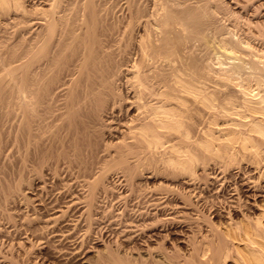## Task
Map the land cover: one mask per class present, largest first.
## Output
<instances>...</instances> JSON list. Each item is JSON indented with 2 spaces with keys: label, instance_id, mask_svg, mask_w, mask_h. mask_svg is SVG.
Here are the masks:
<instances>
[{
  "label": "rangeland",
  "instance_id": "rangeland-1",
  "mask_svg": "<svg viewBox=\"0 0 264 264\" xmlns=\"http://www.w3.org/2000/svg\"><path fill=\"white\" fill-rule=\"evenodd\" d=\"M39 1H41V0H22V7L18 8V11H17L16 7L11 6V5H10L11 7L7 6L6 8H4L5 10L0 9V10H2V11H0V78H2V80L0 79V96H3L4 94H2V93H5L4 96L7 97V98H5V97L1 98L0 97L1 98L0 99V107H1L0 112L2 114L8 115V113H10L8 110H10L9 106L12 102H9V101H12V99H13V94L11 91L12 85H13L12 75H11L12 74V67L15 65L20 66L21 68L19 71H23L24 69L27 68L26 63L29 59V54H30L28 52L30 50V49H28V48H30V46H29L30 41L29 40H30V38H33L34 41L38 40L40 38V36L43 34V31L46 32V31L51 30V29L46 30V27H47L46 23H44V25H42L43 24L42 22H44V21H42V19H41V16H43V15H41V13L44 11V9L46 10L47 8H50L49 6L52 7V5H53V7H55V10H57V11L65 9L64 11L59 12V13H61L59 15V16H61L59 19L60 21L56 20L57 22L55 23V28H54L55 30L54 31H56V29H58L62 23L65 24L66 22L67 23H71V22L74 23L75 28H76L75 32L78 34H81L84 31V29H86V26L88 27V29H91V30H93L94 27H95L94 28L95 30H99V29H101V27H107L108 26L109 27L108 29L110 31H107L109 35L108 36L105 35V38H107L108 40L110 39V41L113 40L112 46H113V48L115 47V49L118 48V44L120 42L122 44H119V46H120L119 48H121L122 46H127V47H125L126 48L125 50H124V47L122 49L126 53L129 52V54H131L130 56L132 58H135L136 56H138L137 55V53H138L137 52L138 41L140 39V34L144 28L143 23L147 24V23H150V21L153 22V19L155 20L154 17H156V16L158 17V19L156 18L155 23L153 22V23H151V25L148 24V26L150 25L149 27L146 25L148 29L150 27H153V28H150V30L151 29L153 30L152 32L148 31L149 36L150 37H156V36H158L159 28H158V31H155V30H157L158 26H161L160 21L163 18V17H159L162 15V14H160L161 12L162 13L166 12L171 7H172L171 9H174V8L176 9L177 7L180 9L181 6L183 7L184 3L189 4V5H194V4H197L198 6L201 5L200 7H203V8L198 9L199 11L201 9L202 10L200 11V14H201L200 18H199V20H197L198 23L195 26L196 29L194 27L191 28V26L184 25L183 23H181L180 21H177V20L172 21L173 24L171 23V25H172L171 29L182 30V33L184 32L183 35H185V36L183 37L184 38L183 39L184 40L183 45L184 44L185 45L184 46L182 45L183 46L182 47L183 48L182 53L185 54V59L187 58L186 62L189 60L187 62V66L189 67V71L187 70V77L189 76L188 78H189V80H191L190 84L195 85L199 92L202 91L201 93L212 96V98L214 97L213 99H215L214 103H216V107L214 106V108H209V107L207 108L204 105V103L200 101V99L198 97L194 96L191 93L189 95V97L187 98V101L185 104V107L188 106L187 112L185 114L187 115L186 116L187 123L190 124V137L187 138L186 140L183 137V140H181V142H180L179 138H177V137L175 138V136L177 135V134H175V136L173 135V139L170 142V144L176 145L175 147L179 148L178 152L172 151V153H171V155L174 156L176 159H178V158L183 159L184 155H185V158H187L188 156H193L196 158L195 159L196 163H194V166H193L194 171H192V172L181 170V168H178V167H176L174 169L175 166L171 167V166L166 165V164L164 165V163H162L160 160L157 161L158 158L164 156L163 155V152H164L163 149L154 150L153 148L145 147L146 146V144H145L144 145L145 150L143 149L144 148L143 146H142L143 148L140 147V149H139V147H137L135 149V151L133 150L135 154L133 152H127L126 151L129 143L134 141L133 138L131 137L133 135V133L130 132L129 130L133 126V123L137 124V121H135L136 123L132 121V119H131L132 116L130 114L132 113V111H134L133 113H135V111H136V113H138L139 110H132V109L131 110L130 109L125 110L124 108H122V106L124 104H126L125 101H123L122 105H120V103L118 104L119 106L117 104H115L113 108L107 107L106 110L102 111V118H101L100 122L96 123V125H95V129H96L95 130V134H96L95 138L97 139L96 140L97 144L94 140L95 134L92 131L91 136L94 139L92 140L91 136L88 138H91L90 142H91V145H93L94 147H92L91 145H88V144L83 146V148H82L83 154L82 155H83V160L85 161V162L83 161V164H85L86 161H88L87 162L88 163V165H87L88 169L87 170L90 171V172L88 171L87 174L86 173L83 174V172L81 170H79V168L77 169V167H74V166L73 167H67V164H65V165L58 167V169H60V170H58V169L56 170V172H58L59 174L54 173V171H55V170H53L54 167H51L49 172L47 171L48 173L45 171H41L45 175H43L40 172L41 167L36 166L35 168L36 169L39 168V172L41 174V176H39V174H38L39 172L36 173V171H37L36 169H34L33 167H30V165L27 166V164L18 160L16 158V156L12 157V155H17V153L13 154L16 152V150H13V149H16V148L9 147V153H7V151H5V152L9 156H11V158L14 160H11V158L9 156H8V159L6 158L7 156L5 157L6 159L4 160V164L7 165L5 162L9 161L10 164H9V166L8 165L7 166L9 168L11 167L9 170L7 167L6 171L8 173H5V174H7L6 177L8 179H10L9 175H10V177H14L15 175L18 176L21 174V177L25 181V183L22 181V184H24L23 185L24 189L22 191L23 194L20 193L19 194L20 197L19 196L16 197L15 198L16 200L13 199L11 201H7L8 203H5L7 206H5V205L4 206L9 209L8 212L13 211L12 212L13 216H16L17 218L14 217L13 219H10V218L9 219L13 220V221L16 219L14 222H16L17 225L20 226L21 228L26 227L27 224L29 225L30 219L32 220L30 222V224H32L33 221L35 220L34 217H36V218L41 217L43 214H45L44 212H42L38 208L37 204H39V203L47 204L48 202H50V200L56 201L55 198H57L56 203H58L59 205H62L61 203L63 201H66L69 198L68 195L70 194L71 189L74 191L78 190L79 192H81V194H85L84 192L88 191V186L85 187L86 185L84 184L85 181H83V179L84 180H90V181L98 180L99 182H101V183H99L100 188H98L96 190L95 195H94V203H95L94 206L95 207L93 206L94 215L92 216V218L90 220L91 222L79 223V225L83 224L84 226L81 227L78 225L79 229L80 228H82V229L78 230V232H77V234H79L78 237L76 236L77 235L76 234V235H74L75 237L73 238L76 242H78V244L80 246L79 253H77L76 255L75 254H73V255L68 254L69 250L72 246L70 241L64 240V239L57 240L55 237H53L51 235H48L49 237L46 235V240L48 241L47 244L49 245L48 250L37 248L38 245L33 246L30 249V256L34 259V261L36 263L41 262L42 264H116V262H117V264H222L223 260L225 258V254H227L229 256V257L227 256V258H226V260H228V261H231L230 259L234 258L233 256L235 255V248L232 247L233 241L230 238H228L223 233L222 229H220V228H224L226 226V224H232V225H234V223L236 224V221L238 222L240 220L239 219L240 217L241 218L242 217L247 218L248 220L251 221V223L254 226H257V228L255 227L256 228L255 230L257 231L256 238L259 240V242L261 244L264 243V226H262L261 224L258 223L259 219H261V218L264 219V217H262V216H264V215H262V213H264V212H262V210H264V140H261V138H257L255 136L252 139V143L254 145L253 147H251V146H250V148L249 147H247V148L241 147V150H240V147H238V144L235 146L229 147L231 152L228 151L230 153H228L226 155L227 157L226 156H220L219 157L218 155H215V154L213 155L211 153L204 151L201 147H197V145L199 143V138H201L204 135L203 134L204 130L206 131V129L212 128L215 131V133L218 135L220 128H222V127L224 128L225 126L229 127L231 125L232 126L236 125L235 123L238 122L239 116L235 113L236 109H233L234 108L233 105L238 106V102L241 99L240 95L242 97L243 88H245L244 90L249 91L250 93H256L257 91H262L260 88L264 89V84L260 85V88L257 87V85H259L260 83H264V65L260 64V66H257V68L262 72V75H260L261 76L260 79H262V81L256 80V79H258V77L250 78L246 74H243V75H245V77L248 80H246L245 78L243 79V76L240 78L239 75H237V76L235 75L237 77L236 78L234 75H230L226 71V67L230 66L231 60L224 59V57H221L223 55H221L219 52L220 47L222 45H224L225 42H226V45L229 47V45H231V44H229L228 41L230 43H233V41L238 42V39H240V40L242 39L243 41L248 40L246 42L252 44L255 47V49H258L257 51L261 52V50H262V52H264V39H262V38H264V30H260V28L264 29V25H262V24H264V10L259 8L257 11L254 8V7H256V6H254L255 3L258 4L259 0H251V1L250 0H238V1L237 0H219V1L218 0H207L206 1L207 3L205 2V0H201V1H203V3L201 1L196 3L195 0H189V1L188 0H180L181 2L179 0L178 1L177 0H171V1L168 0V2H171V3H168L167 0H161L162 3L160 0H158V1L157 0H148V1L147 0H140V1L139 0H136V1L135 0H129V1L128 0H62V1L61 0H48V1L42 0L41 2H39ZM50 1H52V2H50ZM68 1L71 3H69ZM73 1L74 2L76 1V2L74 3ZM213 1H215V3ZM143 2H144V5H143ZM178 2L181 5L178 4ZM245 2H247V3H245ZM248 2H250V3H248ZM199 3H200V5H199ZM237 3H239V4H237ZM218 4H220V5H218ZM221 4H222V6H221ZM133 5L134 6L136 5L135 6L136 10H133L134 12L131 11L132 8L134 7ZM245 5H247V6H245ZM145 6L148 8H145ZM150 6H152V7H150ZM8 8L10 9V11ZM141 8H142V11L137 10V9H141ZM150 8L152 9V12H151L152 15H151V13H149L151 11ZM70 9H72V10H70ZM122 9H123V11H122ZM205 9L207 10V12ZM129 10L131 11V13H134V14H135V11H138L139 16L136 20L130 18L129 15H132V14L130 13ZM254 10L257 11V13H255ZM157 11L160 13H158V15H155V13L157 14ZM142 13H143V15H141ZM164 14L165 13H163V15ZM125 15H126V17H124ZM145 17L149 18L148 19L149 22H147L148 20ZM15 18H18V19H15ZM11 19H12V21H11ZM86 19H88V21ZM138 19H140V21ZM143 19H145L146 21L145 20L142 21ZM25 20H26V22H25ZM31 20H32L33 24H31L32 23ZM134 20H135V22L138 20L139 24H138V21L133 24ZM255 20H257V21L259 20L261 23H259V21L258 22L255 21ZM86 21H87V23H86ZM36 22H37V24H35ZM141 22H143V23H141ZM255 24H257V25H255ZM27 26H28V28H27ZM31 26H33V27H31ZM80 26H83V27L80 28ZM133 26H134V28H133ZM200 26H202V27H200ZM42 27H43V29H42ZM31 28L33 31L31 30ZM161 28H162V26H161ZM256 28L258 30H260V32H258ZM29 29L31 30V32ZM191 29H192V31H191ZM91 30H89V31H91ZM251 30H253V31H251ZM254 30H255V32H254ZM154 33H157V35L155 34L156 35L155 36ZM248 34L249 35L251 34V35L249 36ZM256 36H258V37H256ZM243 37H245V38H243ZM82 38L83 37H79L78 40L82 39ZM249 38H250V40H249ZM251 38H253V39H251ZM227 39H228V41H227ZM28 41H29V44H28ZM116 41H120V42L117 43ZM127 41H128V43H127ZM124 44H126V45H124ZM52 46H53V43L50 42V46H48V48L52 47ZM48 48H47V50H48ZM70 49L71 48L66 49L67 52H68V50L70 51ZM147 62H148V66L149 65H156L157 66V64H154V63H157V61L155 62L153 59L149 58L147 60ZM223 62L225 63L224 64L225 66L223 65ZM158 63H159V61H158ZM166 63H168V62L164 61L163 64H162V62H160L161 66H165ZM160 64H158V65H160ZM175 64L177 65V62H175ZM21 65H23V66H21ZM227 76L230 78L227 79L228 78ZM231 77H233V78H231ZM241 79L243 80V82ZM254 79H255V82H254ZM255 83H257V85H255ZM69 84H71V83H69ZM69 84H67V86H64V85H66V84H64L63 85L64 88L62 86L59 89L57 88L56 93L54 94L55 98H56L55 106L58 104H61V102L64 101V98L68 94V92H66V91L71 88V86ZM244 85H246V86H244ZM237 86H238V88H237ZM120 87L122 89L124 88L122 83H121ZM255 88H257V89H255ZM65 92H66V94H65ZM8 94H12L10 96L11 100H10V97L8 96ZM227 94H229V96H230L229 97L230 98V100H229L230 104H228L224 100L226 98L225 96H227ZM178 100H181V99L179 98V99H175L172 101L173 102L176 101V103H177ZM190 100H192V101H190ZM6 101H8V103ZM198 102H200L202 104H200ZM224 102L227 104H225ZM5 103H7V104H5ZM53 103H54V100H53ZM178 103H179V101H178ZM188 103H190V104H188ZM1 104L5 105V106L3 107V105H1ZM117 107H119V108L121 107L122 109H119ZM3 109H5V111H3ZM224 109H225V111H227V113L225 111H222ZM230 111H232V112H230ZM230 113H231V115H230ZM141 114L142 115H140V117L142 118V116H144V114L143 113H141ZM235 116H237V117H235ZM112 117H114V119H112ZM116 119H118V120H116ZM129 119L131 120L130 122H129ZM233 120H236V121H233ZM128 122L130 123L129 125L127 124ZM131 122H133V123H131ZM119 123H120V125H119ZM208 123H209V126H208ZM121 124H124V125L127 124V125L122 126ZM117 125H119V126H117ZM128 126H129V128H128ZM123 127H125V128H123ZM236 127L239 129L241 127V129H244L242 127V125H236ZM113 128H114V130H113ZM125 135H127V136L129 135L128 136L129 140L127 139L128 137H126ZM85 138H87V137H85ZM88 138L86 139L87 141L89 140ZM120 139L124 143L119 144V142L120 143L122 142V141H120ZM125 139H127L129 141V143L127 140H126L127 142H125ZM174 139H178V140H175L178 143H176L174 141ZM255 139H257V140H255ZM93 141L95 142V144ZM92 142H93V144H92ZM181 143L183 145H181ZM257 143L259 145H257ZM122 145L123 146L125 145L124 146L125 148ZM87 146H89V147H87ZM117 146H120V147H117ZM95 147H96V150H95ZM194 147L198 148L199 150L195 149ZM84 148H86V149H84ZM148 148H149V150H148ZM116 149H118V150H116ZM12 150L14 151L13 153H11ZM157 150H158V152L160 150V152L158 154H157ZM137 151H140V153ZM120 152H123L126 155V162L131 166L130 169L123 168V166L118 165L120 163H118L117 160H115L116 157L118 156L116 153H120ZM175 152H176V155H179V152H180V155L182 157L176 156ZM232 152H234L233 156H232ZM128 153H131V154L133 153V154L130 155ZM148 153H149V155H148ZM114 154H116V155H114ZM129 155H130V157L128 158ZM142 155L144 156L143 159H141L143 157ZM140 156H141V158L138 159ZM165 156H167V154H165ZM147 157H148V159H147ZM129 159H132V160H130V162H129ZM99 160H101V161H99ZM151 160H153V161H151ZM133 161H135L134 162L135 164H133ZM142 161H143V163H142ZM150 161H151V163H150ZM145 162H147V163H145ZM152 163H153V165H152ZM157 163H158V165H157ZM18 164H21V165H18ZM146 164H148V165L150 164V165L148 166ZM23 165H25V166L22 167ZM110 165H112V166H110ZM155 165H156V167H155ZM2 166H4V165H2ZM15 166H18V167L16 168ZM65 166L67 167V170H66ZM89 166H91V167H89ZM138 166H140V167H138ZM20 167H21V169H19ZM107 168H108V170H107ZM132 169H133V171H132ZM78 170L81 172H79ZM104 170H105V172H104ZM22 171H24V172H22ZM31 171H32V173H31ZM181 171H185V172L183 173ZM16 172H18V173H16ZM91 172H92V174L93 173L94 174L92 175ZM104 173H105V175H104ZM47 174H49L51 177L49 175L47 176ZM53 174L56 176H54ZM73 175H75V176H73ZM130 175H131V177H130ZM17 176H15V177H17ZM35 176H37V177H35ZM30 177H32V178H30ZM67 177L72 178V180L74 179L73 181L71 180L72 183L74 182L73 183L74 185L72 184V186H70L71 188L68 187L67 185H64L65 184L64 181H66L65 179ZM104 177L106 178V180ZM27 178H28V180H27ZM89 178H91V179H89ZM98 178L99 179L102 178V179L99 180ZM126 178H128V180ZM15 179L16 178H14V179L12 178L9 181L14 182ZM39 180H40V182H39ZM133 180H134V183H133ZM31 181H32V183H31ZM82 181H83V183H82ZM243 182L247 183L248 185H251L250 189H253V188L258 189L259 188L258 190L260 191V195L254 197L255 198L254 201L251 199H249V200H246V198L244 199V197L242 195V191L239 190L242 187ZM102 183H103V185L101 187ZM42 184H43V186H42ZM46 184H47V186H46ZM130 184H132V185H130ZM86 189H87V191H86ZM183 189H185V190L183 191ZM25 190H27V191H25ZM37 190H38V192H37ZM180 190H182V191H180ZM234 192H236L239 195H242L240 197V199L236 202L237 204L236 203L233 204L232 202H230V201H232L231 196L234 195L233 194ZM39 193H40V195H39ZM41 194H42V196H41ZM96 194H97V196H96ZM23 195H24V197H23ZM155 195H156V197H158L160 199V200H158L159 202L157 200H156L157 202L154 200ZM180 196L182 197V199ZM183 196H185V197H183ZM22 198H24V199H22ZM184 198H186L188 201ZM178 199L181 200L183 203H186L185 204L186 207L183 210L187 211L186 212L187 215L185 214V212H184V214H182L184 217L186 216L185 218L182 215H180L179 213H176L173 218L169 217L170 216L169 214L171 211H174V209L177 210V208L175 207V204H173V202L178 201ZM33 201L37 204H35ZM170 203H172V204L170 205ZM47 205H49V204H47ZM161 205H163L164 207H162ZM157 206L160 208H158ZM172 206L174 209H172ZM15 208H17V210ZM10 210H12V211H10ZM70 213H67L65 215V217L62 218V220L65 218L68 219L70 217ZM34 214H36V215L34 216ZM32 215H33V217H32ZM19 216H20V220H18ZM22 217H23V219H22ZM27 218L29 220H27ZM110 219H112V220H110ZM2 220H4L5 222L0 221V223H2V224H0V226H1L0 228H2L1 229L2 233L0 232V236H2L0 238V244L2 242V245H4L5 247L2 249L3 246L0 245V251H2L1 258L5 261H8L6 259H9V262H10V260H12V262H10V264H22V261L20 260L21 258L16 257L17 255L15 254V252H16L15 243L16 242L22 243L21 237L23 235V230L20 229L21 231H15L14 232L15 229H12V227H10V224L13 223V221L9 222L8 219H2ZM227 221H228V223H226ZM84 223H86V224H84ZM4 224L6 225V227L4 226ZM22 225L24 227H22ZM97 225H98V227H97ZM131 226H133V227H131ZM181 227H182L183 232H184V233L182 232V234L184 235V241H179L182 235L180 236L179 233L173 232L174 228L175 229L177 228L176 230H179V228L181 229ZM8 228H10V229H8ZM88 228H89V230H88ZM4 229H5V231L8 230L9 233L5 232L6 233V235H5V233L3 232ZM132 229H134V231H132ZM81 230H83L84 233L85 232L86 233L84 234L83 231H81ZM120 230H123V231L125 230L124 232L127 233V237H129V236H131V237L127 238L128 240L123 241L121 239L122 235L120 236V232H121V234L124 232H122ZM152 230L157 231L158 233L156 234V236L150 237L148 234L151 233ZM167 230H169L170 232ZM15 233H18V234H15ZM185 233H186V235H185ZM82 234H83V237H82ZM147 236H149V237H147ZM3 239H5V240H3ZM262 245H264V244H262ZM123 246H124V248H123ZM127 249L131 250V253H130V251H129V253H127L128 252ZM233 249H234V251H233ZM43 251L44 252L46 251L45 253L53 256V258H51L53 260V262L49 261V260L45 261V260L41 259V254ZM203 251H205V254ZM8 254L9 255L12 254L13 256H10L8 258ZM107 254H109L110 256L108 255L109 256L108 257ZM2 255H4V256H2ZM56 255H57V257H56ZM99 255H101V256H99Z\"/></svg>",
  "mask_w": 264,
  "mask_h": 264
},
{
  "label": "bare ground",
  "instance_id": "bare-ground-1",
  "mask_svg": "<svg viewBox=\"0 0 264 264\" xmlns=\"http://www.w3.org/2000/svg\"><path fill=\"white\" fill-rule=\"evenodd\" d=\"M41 1H39V2H41ZM200 1L201 0H195L196 3L200 2ZM206 1L207 0H205V2ZM50 2H52V1H50ZM167 2H168V0H167ZM201 2L203 3V1H201ZM213 2L215 3V1H213ZM69 3H71V2H69ZM161 3H162V1H161ZM168 3H171V2H168ZM239 3H237V4H239ZM245 3H247V2H245ZM248 3H250V2H248ZM178 4H180V3L178 2ZM10 5L16 7V9L18 11V8L22 7V0H0V7H1L0 9L5 10L4 8H6L7 6H10ZM143 5H144V2H143ZM199 5H200V3H199ZM218 5H220V4H218ZM135 6L132 8V10H131L132 12H134L133 10H136ZM152 6H150V7H152ZM200 6H198L197 4L189 5V4L184 3L183 7L181 6L180 9L178 7L176 9L174 7H173L174 9H171L172 8L171 7L166 12H163V13H165L164 15L162 12L161 13L158 12L159 11L158 10L157 14L155 13V15H158V13H160L163 16L161 15L159 17H163V18L160 21L161 22L160 25L162 26V28H161V26H158L157 30H155V31H158V28H159L158 36H156L157 33H154V35L156 34L155 35L156 37H150L149 36L148 31L152 32L153 30L152 29L150 30V28H153V27H150L148 29L147 26H148V24L151 25V23H153V22L155 23L156 18L158 19V17L157 16L154 17L155 20L153 19V22L150 21V23H147V22H149V20H148L149 18L145 17L148 21L146 22L147 24L141 22V23H143L144 28L140 34V39L138 41V48H137L138 53L136 52L138 56H136L135 58H132L130 56L131 54H129V52L126 53L124 51L126 49L125 47H127V46H122L121 48H119L120 47L119 44H122L120 41H116L117 43L120 42L118 44V48H116V49H115V47L113 48V46H112L113 40L110 41V39L108 40L107 38H105V35L106 36L109 35L107 32V31H110L108 29L109 28L108 26L107 27H101V29H99V30H95L94 29L95 27H94L93 30H91V29H88V27L85 25L86 29L83 28L84 31L81 34H78L75 32L76 28H75L74 23H72V22L67 23L66 22L65 24L60 23L61 24L60 27L58 29H56V31H54L55 30L54 29L55 23L57 22L56 20H59L61 17V16H59L61 14L59 12L64 11L65 9L57 11V10H55V7H53V5H52V7L49 6L50 8H47L46 10L44 9L43 12L41 11L42 13L40 12L41 15H43V16H41V19H42V21H44V22H42L43 23L42 25H44V23H46L47 24L46 30H48V29H51V30L46 31V32L43 31V34L40 36V38L38 40L34 41L33 38H30V40L28 39L30 41V45H29L30 48H28V49H30L28 51L30 54H29V59L26 63L27 68L24 69L23 71H19L21 68L20 66L15 65L12 67V74L11 75H12L13 85H12L11 91L13 94V99H12V101H9V102H12L9 106L10 110H8L10 113H8V115L7 114L5 115V114H2L0 112V217L2 219H8V221L10 222V221H13L10 219H13L14 217H16V216H13L12 210H10L12 212H8L9 209L5 207V206H7L5 203H8L7 201H11V200L15 199L16 197H18L19 194L22 193V191L24 189V187H23L24 184H22V181L25 183V181L21 177V174L18 176L14 174L17 177H15V176L10 177V175H9L10 179L16 178L14 180V182L9 181L10 179H8L6 177L7 174H5V173H8L6 171V169L10 163H9V161L5 162L8 165L7 166L4 164V160L6 158L8 159L9 155L7 153H9V147L16 148V149H13V150H16V152L13 153L14 151L12 150L11 153H13V154L17 153V155H12V157L16 156V158L18 160L27 164V166L30 165V167H33L34 169H36L35 168L36 166H40L41 167L40 172L41 171H45V172L48 171L49 172L51 167H54V169H53V170H55L54 173L59 174L58 172H56L58 167L67 164V167H73V166L77 167V169L79 168V170H81L83 172V174H85V173L87 174V172L89 171V170H87L88 169V166H87L88 161H86L87 164L86 163L83 164L84 160H83V155H82L83 154L82 148L86 144L91 145V142H90L91 138H88V137L91 136L92 131L95 134V130H96L95 125H96V123L100 122V120L102 118V111L106 110L107 107L113 108L115 104L118 105L120 103V105H122L123 101L126 102V104H124L122 106V108H124L125 110H127V109L128 110L129 109L130 110L131 109L132 110H139L138 113H136V111H135V113H133L134 111H132V113L130 114L132 116L131 117L132 121L133 122L137 121V124H134L133 122H131V123H133V126L129 130L130 132L133 133V135L130 133L132 135L131 137L133 138L134 141L135 140L136 141L135 142L132 141L131 143H129V141H128L129 135L128 136L125 135L126 137H128L127 138L128 140L125 139V142L128 141V143H129V145L126 149L127 152H133L134 153V151L137 147H139V149H140V147L143 148L144 145L146 144L145 147L153 148L154 150H156V149H160V150L163 149L164 150V152H163L164 156L157 159V161L160 160L162 163H164V165L166 164V165H169L171 167L175 166L174 169L176 167H178V168H181V170H185L188 172L194 171L193 166H194V163H196L195 162L196 158L193 156H188L187 158H185V155H184L183 159H181V158L176 159L174 156L171 155V153H172V151L178 152L179 148H176L175 147L176 145H172V144H170V142L172 141L173 135L175 136V134H177L175 136V138L176 137L179 138L180 142H181V140H183V137L185 140L190 137V124L187 123V119H186L187 115L185 114L187 112L188 106L185 107V104H186L187 98L189 97V95L191 93L194 96L198 97L200 99V101L203 102L207 108L208 107L214 108V106L216 107V103H214V100H215V99H213L214 97L212 98V96H209L207 94H203V93H201L202 91L199 92L195 85L190 84L191 80H189V78H188L189 76L187 77V70L189 71V67L187 66V62L189 60L186 62L187 58L185 59V54L182 53L183 52L182 47L185 45V44L183 45V41H184L183 37L185 35H183L184 32L182 33V30L171 29V27H172L171 23H172V21L177 20V21H180L181 23H183L184 25L191 26V28L192 27L195 28V26L198 23L197 20H199L200 15H201L200 11L202 10L201 9L199 11L198 9L203 8ZM221 6H222V4H221ZM245 6H247V5H245ZM254 6H256L254 8L257 11L259 8L264 10V0H262V1L259 0V3L258 4L255 3ZM145 8H148V7L145 6ZM72 9H70V10H72ZM2 10H0V11H2ZM137 10L142 11V8L137 9ZM9 11H10V9H9ZM122 11H123V9H122ZM131 11H130V13H131ZM138 11H135V14L131 13L132 15H129L130 18L136 20L139 16ZM257 11H255V13H257ZM151 12H152V9L149 13H151ZM206 12H207V10H206ZM141 15H143V13ZM151 15H152V13H151ZM124 17H126V15ZM15 19H18V18H15ZM86 20L88 21V19H86ZM135 20H134V22L132 21L133 24L136 23L138 20L140 21V19H138L136 22H135ZM144 20L145 19H143L142 21H144ZM11 21H12V19H11ZM87 21H86V23H87ZM139 21H138V24H139ZM255 21H257V20H255ZM25 22H26V20H25ZM31 22H32V20H31ZM259 23H261V22L259 21ZM31 24H33V22ZM35 24H37V22ZM255 25H257V24H255ZM262 25H264V24H262ZM31 27H33V26H31ZM82 27L83 26H80V28H82ZM200 27H202V26H200ZM27 28H28V26H27ZM133 28H134V26H133ZM42 29H43V27H42ZM31 30H32V28H31ZM31 30H30V32H31ZM89 30H91V31H89ZM260 30H264V29L260 28ZM260 30L257 29L258 32H260ZM191 31H192V29H191ZM251 31H253V30H251ZM254 32H255V30H254ZM79 37H83V38L78 40ZM256 37H258V36H256ZM243 38H245V37H243ZM251 39H253V38H251ZM262 39H264V38H262ZM239 40L240 39H238V42L233 41V43H230L227 39L228 43L231 45H229V47H228L226 45V42H225V44L220 47L219 52L221 55H223L221 57H224V59L231 60L230 66L226 67V71L230 75H234V76L239 75L240 78L243 76V79L245 78L246 80H248V79L243 74L248 75L250 78L258 77V79H256V80L262 81V79H260V77H261L260 75H262V72L257 68V66H260V64L264 65V52H262V50H261V52L257 51L258 49H255V47L252 44L246 42L248 40H246V41H243L242 39L240 41ZM249 40H250V38H249ZM29 41H28V44H29ZM50 42L53 43V46L48 48V46H50ZM127 43H128V41H127ZM124 45H126V44H124ZM123 47H124V50L122 49ZM47 48H48V50H47ZM68 48H71V49H70V51L68 50V52H67L66 49H68ZM149 58L153 59L155 62L157 61V63H154V64H157V66L156 65H149L148 66L149 61L147 62V60ZM158 61H159V63H158ZM164 61L168 62V63H166L165 66H161L160 62H162V64H163ZM175 62H177V65L175 64ZM158 64H160V65H158ZM224 64L225 63L223 62V65ZM21 66H23V65H21ZM229 78L230 77H228L227 79H229ZM231 78H233V77H231ZM0 79L2 80V78H0ZM242 82H243V80H242ZM254 82H255V79H254ZM69 83H71V84H69ZM121 83L123 84V87H124L123 89L120 87ZM64 84H66V85H64ZM67 84H69L71 86V88L66 91V92H68L67 96L64 98V101L61 102V104H58L55 106L56 98H55L54 94L56 93L57 88L59 89V88H61V86L63 87V85L67 86ZM262 84H264V83H260L259 85H257V83H255V85H257V87H259V88H260V85H262ZM244 86H246V85H244ZM237 88H238V86H237ZM244 89L245 88H243V91H242V97L240 95L241 99L238 102V106L233 105V107H234L233 109H236L235 113L239 116V118H238L239 120L235 124L236 125H242V127L244 129H241V127L239 129L236 127V125L232 126L230 124L231 126H229V127L225 126L224 128L223 127L220 128L219 134L217 135L212 128H208V129H206V131L205 130L203 131L204 135L201 138H199V143H198L197 147H201L204 151L211 153L213 155L214 154L218 155L220 157V156H226L228 153H230L231 151H230L229 147L235 146L237 144H238V147H240V150H241V147H243V148H247V147L250 148V146L253 147L254 145L252 143V139L255 136L257 138H261V140H264V89L260 88L262 91H257L256 93H250L249 91H246ZM255 89H257V88H255ZM66 92H65V94H66ZM2 94L5 95V93H2ZM12 94H8V96L10 97ZM4 95L0 96V97L3 98V97H5ZM227 96H225L226 98L224 100H225V102L230 104L229 94H227ZM5 98H7V97H5ZM179 98L181 99V100H178L179 103H178V101H177V103H176V101H174L175 103L172 101V100L179 99ZM10 100H11V97H10ZM53 100H54V103H53ZM190 101H192V100H190ZM6 102L8 103V101H6ZM7 103H5V104H7ZM198 103H200V102H198ZM227 103H225V104H227ZM188 104H190V103H188ZM200 104H202V103H200ZM1 105H3V104H1ZM4 106L5 105H3V107ZM117 108H119V107H117ZM122 108L120 107L119 109H122ZM3 111H5V109H3ZM222 111H225V109ZM225 112L227 113V111H225ZM230 112H232V111H230ZM141 113L144 114V116H142V118L140 117V115H142ZM230 115H231V113H230ZM235 117H237V116H235ZM112 119H114V117H112ZM116 120H118V119H116ZM130 121L131 120L129 119V122ZM233 121H236V120H233ZM129 122L127 123L128 125L130 124ZM127 124H125V125L121 124V125L126 126ZM119 125H120V123H119ZM119 125H117V126H119ZM208 126H209V123H208ZM123 128H125V127H123ZM128 128H129V126H128ZM113 130H114V128H113ZM85 137H87L89 140L87 141L86 140L87 138H85ZM95 137H96V134H95L94 138ZM94 138L92 137V140ZM94 140L97 144V141H96L97 139L95 138ZM175 140H178V139H174V141ZM255 140H257V139H255ZM120 141H122V140L120 139ZM93 142H92V144H93ZM95 142H94V144H95ZM122 143H124V142L123 141L121 143L119 142V144H122ZM176 143H178V142H176ZM181 145H183V144L181 143ZM257 145H259V144L257 143ZM91 146L94 147L93 145H91ZM87 147H89V146H87ZM117 147H120V146H117ZM145 147L143 148L144 150H145ZM86 148H84V149H86ZM149 148H148V150H149ZM195 149L199 150L198 148H195ZM95 150H96V147H95ZM116 150H118V149H116ZM160 150H159V152H160ZM5 151H7V153ZM140 151H137V152L140 153ZM228 151H230V152H228ZM159 152L157 150V154ZM176 152H175V155H176ZM180 152H179V155H176V156H181ZM116 154L118 156L116 157L115 160H117V162L120 163L118 165H122L123 168H125V169H130L131 166L126 162V155L123 152L116 153ZM116 154H114V155H116ZM128 154L132 155L131 153H128ZM165 154H167V156H165ZM233 154H234V152H232V156H233ZM130 155L128 156V158L130 157ZM148 155H149V153H148ZM9 157L11 158V156H9ZM140 158H141V156L138 159H140ZM143 158H144V156L141 159H143ZM132 159H129V162ZM147 159H148V157H147ZM11 160H14V159L11 158ZM153 160H151V161H153ZM99 161H101V160H99ZM135 161H133V164H135L134 163ZM151 161H150V163H151ZM142 163H143V161H142ZM145 163H147V162H145ZM2 165H4V166H2ZM18 165H21V164H18ZM146 165H148V164H146ZM152 165H153V163H152ZM157 165H158V163H157ZM24 166L25 165H23L22 167H24ZM110 166H112V165H110ZM15 167L17 168L18 166H15ZM67 167L65 166L66 170H67ZM89 167H91V166H89ZM138 167H140V166H138ZM155 167H156V165H155ZM10 168L8 167V170ZM19 169H21V167ZM133 169H132V171H133ZM36 170H37L36 173L39 172V168ZM58 170H60V169H58ZM107 170H108V168H107ZM81 171H79V172H81ZM185 171H181V172L184 173ZM18 172H16V173H18ZM22 172H24V171H22ZM40 172L38 173L39 176H41ZM104 172H105V170H104ZM31 173H32V171H31ZM49 174H47V176ZM91 174H92V172H91ZM43 175H45V174H43ZM104 175H105V173H104ZM54 176H56V175H54ZM73 176H75V175H73ZM35 177H37V176H35ZM130 177H131V175H130ZM30 178H32V177H30ZM89 179H91V178H89ZM101 179H99V180H101ZM126 179L128 180V178H126ZM27 180H28V178H27ZM65 180L66 181H64V183H65L64 185H67L68 187L72 186V184L74 183V182L73 183L71 182L72 178H70V177L69 178L67 177ZM105 180H106V178H105ZM83 181H85V183H84L86 185L85 187L88 186V191L86 189L87 192H84L85 194H81V192H79L78 190L74 191L71 189V192L69 191L70 194L68 195L69 198L67 200L65 199L66 201H63L64 203L63 202L61 203L62 205H59L58 203H56L57 198H55L56 201L50 200V202L47 203L49 205L41 204V203L37 204L33 201L35 204L38 205V208L42 212H44L45 214H43V215L41 214L42 215L41 217H37V218L34 217L35 220L33 219L34 221L32 224H30V222L32 220L28 217L30 219L29 220L27 218V220L30 221L29 225L27 224L26 227H24L22 225V227H24V228H21L20 226L17 225L16 222H14L16 219L13 221V223L10 224V227H12V229H15L14 232L23 230V235L21 237L22 243L21 242L15 243V245H16L15 254L17 255L16 257L21 258L20 260L22 261V264H42L41 262L36 263L34 261V259L30 256V249H31V247L38 245L37 248L48 250L49 245L47 244L48 241L46 240V235L47 236L51 235V236L55 237L57 240L64 239V240L70 241L72 246H71L68 254H70V255L75 254L76 255L77 253H79L80 246H79L78 242H76L73 238L75 237L74 235L77 234L78 230L82 229V228L79 229V227H78L79 223L91 222L90 220H91L92 216L94 215V212H93V206L95 204L94 203V195H95L96 190L98 188H100L99 183H101L98 180L90 181V180H84L83 179ZM83 181H82V183H83ZM39 182H40V180H39ZM31 183H32V181H31ZM133 183H134V180H133ZM102 185H103V183L101 184V187H102ZM130 185H132V184H130ZM42 186H43V184H42ZM46 186H47V184H46ZM250 186L251 185H248L247 183L243 182L242 187L239 190L242 191V195H243L244 199L246 198V200L251 199L254 201L255 200L254 197L259 196L260 191L258 190L259 188L258 189L257 188L250 189ZM184 190L185 189H183V191ZM25 191H27V190H25ZM180 191H182V190H180ZM37 192H38V190H37ZM233 194L234 195L231 196L232 201H230V202L235 204L240 199V197L242 195H239L236 192H234ZM24 195H23V197H24ZM39 195H40V193H39ZM41 196H42V194H41ZM96 196H97V194H96ZM183 197H185V196H183ZM22 199H24V198H22ZM181 199H182V197H181ZM184 199H186V198H184ZM154 200L158 201L160 199L158 197H156V195H155ZM171 204L172 203H170V205ZM173 204H175V207L177 208V210H175L173 208V206H174L173 205L172 209H174V211L170 212L169 217L173 218L176 213H179L180 215H182L185 212V214H186L187 211L183 210L186 207V205H185L186 203H183L181 200L178 199V201L173 202ZM163 205H161V206L164 207ZM158 208H160V207H158ZM15 209L17 210V208H15ZM262 212H264V210H262ZM67 213H70V217L68 219L65 218L62 220V218L65 217V215ZM35 215L36 214H34V216ZM262 215H264V213H262ZM32 217H33V215H32ZM262 217H264V216H262ZM1 218H0V221L3 222L4 220H2ZM22 219H23V217H22ZM239 219L240 220L238 222L236 221V224L234 223V225L226 224V226L224 228H220V229H222L223 233L233 241L232 247L235 248V255L233 256L234 258H231L230 259L231 261H228V260H226L228 255L225 254V258L223 257L224 260H223L222 264H264V245H262L264 243L261 244L259 242V240L256 238L257 231L255 229L257 228V226H254L251 223V221L245 217L244 218L240 217ZM18 220H20V216H19ZM110 220H112V219H110ZM86 223H84V224H86ZM226 223H228V221ZM258 223L261 224L262 226H264V219H262V218L259 219ZM0 224H2V223H0ZM4 226L6 227L5 224H4ZM79 226L82 227L84 225L81 224ZM97 227H98V225H97ZM131 227H133V226H131ZM1 229L2 228H0V232H1ZM8 229H10V228H8ZM176 229L174 228L173 232L179 233L180 236L182 235L179 241H184V235L182 234V232H183L182 227H181L182 230L180 228H179V230H176ZM88 230H89V228H88ZM81 231H83V230H81ZM120 231L124 232L125 230L124 231L120 230ZM132 231H134V229H132ZM167 231H169V230H167ZM3 232L9 233L8 230L5 231V229ZM83 233H84V231H83ZM124 233L121 234V232H120V236L122 235L121 239L123 241H126V240H128L127 238H129L131 236L127 237V233H125V234ZM157 233H158L157 231L152 230L151 233H149L148 235L150 237L156 236ZM15 234H18V233H15ZM5 235H6V233H5ZM78 235L79 234H77L76 236L78 237ZM185 235H186V233H185ZM149 236H147V237H149ZM1 237L2 236H0V238ZM82 237H83V234H82ZM3 240H5V239H3ZM0 245L3 246L2 249L5 247L4 245H2V242ZM123 248H124V246H123ZM127 251H128L127 253H129V251L131 253V250L127 249ZM233 251H234V249H233ZM45 252L44 251L42 252L41 259L45 260V261L49 260V261L53 262V260L51 259V258H53V256L48 255ZM203 252L205 254V251H203ZM1 254H2V251H0V264H10V262H12V260H10V262H9V259H6L8 261L3 260L1 258ZM101 255H99V256H101ZM108 255L109 254H107V256ZM2 256H4V255H2ZM10 256H13V255L8 254V258ZM56 257H57V255H56ZM116 264H117V262H116Z\"/></svg>",
  "mask_w": 264,
  "mask_h": 264
}]
</instances>
